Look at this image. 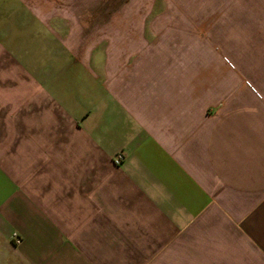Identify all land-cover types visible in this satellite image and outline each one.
Instances as JSON below:
<instances>
[{
    "label": "crops",
    "instance_id": "1",
    "mask_svg": "<svg viewBox=\"0 0 264 264\" xmlns=\"http://www.w3.org/2000/svg\"><path fill=\"white\" fill-rule=\"evenodd\" d=\"M110 2L0 0V264H264V77L177 83Z\"/></svg>",
    "mask_w": 264,
    "mask_h": 264
},
{
    "label": "rangeland",
    "instance_id": "2",
    "mask_svg": "<svg viewBox=\"0 0 264 264\" xmlns=\"http://www.w3.org/2000/svg\"><path fill=\"white\" fill-rule=\"evenodd\" d=\"M110 5L129 13L126 29L113 32L112 43L161 42L154 57L175 59L177 83L213 86L221 77H264V0H111Z\"/></svg>",
    "mask_w": 264,
    "mask_h": 264
},
{
    "label": "built area",
    "instance_id": "3",
    "mask_svg": "<svg viewBox=\"0 0 264 264\" xmlns=\"http://www.w3.org/2000/svg\"><path fill=\"white\" fill-rule=\"evenodd\" d=\"M121 159H122L121 154L116 155V157H115V159H114V163H115V164L120 163ZM13 236H16V235H13Z\"/></svg>",
    "mask_w": 264,
    "mask_h": 264
}]
</instances>
